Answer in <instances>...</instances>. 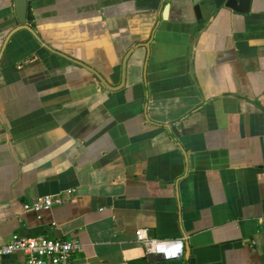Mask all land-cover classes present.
Segmentation results:
<instances>
[{"label":"crops","instance_id":"0c3cea01","mask_svg":"<svg viewBox=\"0 0 264 264\" xmlns=\"http://www.w3.org/2000/svg\"><path fill=\"white\" fill-rule=\"evenodd\" d=\"M26 25L39 40H7L19 23L0 0V247L44 237L77 240L74 264H264V0L200 15L191 0H27ZM46 196L63 203L25 209ZM139 230L182 239L183 258L147 255Z\"/></svg>","mask_w":264,"mask_h":264},{"label":"built area","instance_id":"2783aa9c","mask_svg":"<svg viewBox=\"0 0 264 264\" xmlns=\"http://www.w3.org/2000/svg\"><path fill=\"white\" fill-rule=\"evenodd\" d=\"M60 196H46L37 202L26 205V210L36 213L47 210L54 205H61ZM135 242L144 252L164 262L178 261L184 256L182 239H157L151 237L147 230H139L135 234ZM81 251V245L74 239H49L44 237L18 238L0 247V257L21 254L22 264H74L73 256Z\"/></svg>","mask_w":264,"mask_h":264},{"label":"water","instance_id":"95a60500","mask_svg":"<svg viewBox=\"0 0 264 264\" xmlns=\"http://www.w3.org/2000/svg\"><path fill=\"white\" fill-rule=\"evenodd\" d=\"M14 2H15V14H16V18H17V21L19 23V26L10 32L9 36L7 37V40L9 39V37L13 33L17 32L19 30H27L37 40H39L38 37L35 36L32 29L26 25L27 0H14ZM191 2H192V5H193L194 10H195L197 15H200V13L204 9L208 10V11H213V10L215 11V10H220L221 8L230 9V10L235 11V12L245 13L248 11L249 5H250V0H191ZM44 47L46 49L50 50L52 53L59 55V56H63L66 59H69L70 61H72L73 63H76L77 65H79V66L85 68L86 70H88L89 72L93 73L106 88L112 89V90L117 89V88L109 86L106 83V81L96 71L89 68L85 64H83L79 61L72 60L63 54L50 49L48 46H44ZM145 47L148 48L147 44H145ZM236 47H237L239 56L242 58L251 57V56H254V54H255V48L249 46V44L247 42H239ZM125 70H126V59H124L123 65H122L123 76L125 74ZM170 129L175 134V136L178 135L176 132V128L174 126L170 127ZM188 255H189V250L186 248L185 249V258H187Z\"/></svg>","mask_w":264,"mask_h":264}]
</instances>
